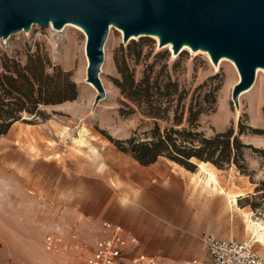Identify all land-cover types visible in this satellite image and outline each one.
<instances>
[{
  "label": "rangeland",
  "instance_id": "rangeland-1",
  "mask_svg": "<svg viewBox=\"0 0 264 264\" xmlns=\"http://www.w3.org/2000/svg\"><path fill=\"white\" fill-rule=\"evenodd\" d=\"M54 30L34 24L26 32L0 38V71L4 53L23 64L26 52L39 49L52 65L69 73L78 90L73 100L41 106L47 118L24 113L0 135V264H71V254L86 263L85 247L89 249L100 236L105 220L124 228L131 254H156L167 263L202 257L199 232L205 229L221 238L252 242L264 262V243L248 226H264V212L240 199L254 194L256 184L251 181L264 178L260 151L244 149L248 175L234 165L215 168L218 185L213 188L205 185L206 175L197 165L183 169L166 158L141 165L112 141L130 137L138 127L139 133L151 127L139 114H120V108L134 105L116 85L120 78L116 59L126 60L135 80L150 73L162 84L176 83L175 98L181 92L185 108L190 102L208 108L199 118L207 135L229 128L237 133L241 122V140L260 150H264V73L240 94L236 108L232 90L239 74L230 62L215 68L202 53L183 50L173 55L153 37L123 42L122 31L111 27L99 73L105 96L95 104L98 91L86 81L85 34L72 26ZM166 124L160 122L162 128ZM228 192L242 193L236 204ZM160 209L177 212L186 224L172 223L168 229L169 224L141 217ZM47 236L53 239L50 249Z\"/></svg>",
  "mask_w": 264,
  "mask_h": 264
},
{
  "label": "water",
  "instance_id": "water-1",
  "mask_svg": "<svg viewBox=\"0 0 264 264\" xmlns=\"http://www.w3.org/2000/svg\"><path fill=\"white\" fill-rule=\"evenodd\" d=\"M69 23L86 36V81L98 91L95 104L105 96L99 72L111 27L122 31L123 42L157 36L174 54L188 46L206 51L213 64L232 60L239 73L232 90L236 108L257 69L264 70V0H0V38L34 24L60 30Z\"/></svg>",
  "mask_w": 264,
  "mask_h": 264
},
{
  "label": "trees",
  "instance_id": "trees-1",
  "mask_svg": "<svg viewBox=\"0 0 264 264\" xmlns=\"http://www.w3.org/2000/svg\"><path fill=\"white\" fill-rule=\"evenodd\" d=\"M26 50L29 51V47ZM116 67L120 74V78L115 80L116 85L134 105L120 108V114H139L141 121H147L151 127L141 133L138 127L130 137L112 141L119 151L130 155L139 164L149 165L159 158H166L193 170L197 162L204 161L217 170L234 165L241 174L248 175L244 149L252 148L264 156V150L253 148L241 140L240 136L244 133L241 122L237 133L234 128H229L207 135L200 129L199 118L208 108L192 102L187 108L181 105V92L175 98L178 91L176 83L162 84L158 77H152L150 73L135 80L124 58L120 61L116 59ZM77 94V85L70 79L69 73L52 65L41 50L26 52L23 64L15 55L4 53L0 71V135L5 134L24 113L47 118L41 106L73 100ZM175 99L176 102H173ZM174 105L176 108H171ZM161 121L167 123L163 128ZM249 130L263 133L257 128ZM251 182L256 184L254 194L241 196L240 199L247 201L246 204L253 210L264 212V178Z\"/></svg>",
  "mask_w": 264,
  "mask_h": 264
},
{
  "label": "built area",
  "instance_id": "built-area-1",
  "mask_svg": "<svg viewBox=\"0 0 264 264\" xmlns=\"http://www.w3.org/2000/svg\"><path fill=\"white\" fill-rule=\"evenodd\" d=\"M201 238L207 257H193L179 264H264L263 258L253 250L250 241L221 238L206 230L201 232ZM46 244L47 249H50L53 244L51 236L46 237ZM85 248L88 250L86 264H167L154 255L143 252L131 254L127 250L123 228L109 221H103L100 236L89 249Z\"/></svg>",
  "mask_w": 264,
  "mask_h": 264
},
{
  "label": "bare ground",
  "instance_id": "bare-ground-1",
  "mask_svg": "<svg viewBox=\"0 0 264 264\" xmlns=\"http://www.w3.org/2000/svg\"><path fill=\"white\" fill-rule=\"evenodd\" d=\"M71 26H72V27H75L76 30L79 29L83 34H85L84 31H83L79 26H77V25H75V24H71V23L66 24V25L63 27L62 30H54V29L52 28L51 25H50V28H51L52 30L56 31V32H62V31L65 30L67 27H71ZM112 28H113V27H112ZM114 28H116V27H114ZM116 29H117L118 31H121V30L118 29V28H116ZM152 37H153L154 39L158 40V37H157V36H152ZM131 38L133 39V38H136V37H131ZM165 48H168L169 50L172 51V46H171L170 43L166 44V45H165ZM183 50H189L190 52L195 53V54L202 53V54H205V55L210 59V57H209V55H208V53H207L206 51H202V50L193 51V50H191L188 46H183L182 49H181V51H183ZM84 52H85V47H84ZM172 54L175 55L173 52H172ZM85 57H86V61H87V64H88V60H87V56H86V54H85ZM104 59H105V58H104ZM224 61H228V62H230V64H231V65L236 69V71H237V68H236L235 64L233 63V61L230 60V59H228V58H225V57L221 58L220 61L218 62V64H213V66H214L215 68H218L219 65H220L222 62H224ZM103 63H104V61H103ZM102 66H103V65H102ZM102 66H101V69H102ZM86 68H87V66H86ZM216 70H217V69H216ZM100 71H101V70H100ZM99 73H100V72H99ZM237 73H238V71H237ZM263 73H264V70H263L262 68H258L257 71H256V77H257L259 74H263ZM238 74H239V73H238ZM99 77H100V75H99ZM238 79H239V77H238ZM100 80H101V79H100ZM237 81H238V80H237ZM101 83H102V81H101ZM87 84H88L91 88H93L95 91H97L96 87H95L92 83L87 82ZM249 90H250V89L243 91L242 94L247 93ZM14 132H15V131H14ZM14 132L11 133V136L14 135ZM19 135L21 136L20 133H19ZM76 140H78V139L76 138ZM180 167L183 168L182 166H180ZM197 167H198V169L200 170L201 173H203V174L206 175L205 185H206V186L213 187V188H216L217 185H218V181H217V177H216L217 175L215 174V167H214L212 164H210L209 162H197ZM183 169H184V168H183ZM192 175H193V173H192ZM220 192H223V190L220 189ZM227 194H228L229 197L232 199V201H233L234 204H236V200H237V198H238L240 195H242V193H230V192H228ZM247 220H248V219H247ZM247 223H248V221H247ZM248 226H249V228L254 232V234L258 236L259 241H261V242L264 243V226H263V225H254V224H251V223H249Z\"/></svg>",
  "mask_w": 264,
  "mask_h": 264
},
{
  "label": "crops",
  "instance_id": "crops-1",
  "mask_svg": "<svg viewBox=\"0 0 264 264\" xmlns=\"http://www.w3.org/2000/svg\"><path fill=\"white\" fill-rule=\"evenodd\" d=\"M219 170V169H218ZM188 172V171H187ZM192 173L193 172H191V175H192ZM190 202V201H189ZM188 202V203H189ZM195 202H197L196 201V199L195 200H193L192 202H190V203H195ZM91 214V213H90ZM141 217L143 218V219H146V220H150V222H151V220H156L158 223H160L161 225L162 224H169L168 226H167V228L169 229L170 228V224H172V223H175V224H180V225H184V224H186V222H183L184 224H182V222H181V220H180V218H181V216H180V214H178L177 212L176 213H174V211H168V210H165V209H160V210H156V211H154V212H150V213H143L142 215H141ZM178 220H180V221H178ZM105 221H109V220H105ZM109 222H111V223H114V222H112V221H109ZM115 224H118V223H115ZM120 225V224H119ZM121 226V225H120ZM187 226V225H186ZM122 227V226H121ZM188 227V226H187ZM123 228V227H122ZM123 230H124V228H123ZM203 230H205V229H202V230H200V232H199V239H200V241H201V243H202V246H203V249H204V254H203V256L202 257H199V258H206L207 257V252H206V249H205V246H204V243H203V241H202V238H201V232L203 231ZM207 231V230H206ZM209 232V231H208ZM143 252V251H142ZM143 253H146V254H150V255H154V256H157V257H159V258H161L164 262H166V260L167 259H165V257H161L160 255H156V254H151V253H147V252H143ZM71 257V264H86L85 263V261L83 260V258L82 257H79V256H77L76 254L75 255H73V254H71L70 255ZM171 263H167V264H179L180 262H176V261H174V260H171L170 261Z\"/></svg>",
  "mask_w": 264,
  "mask_h": 264
}]
</instances>
